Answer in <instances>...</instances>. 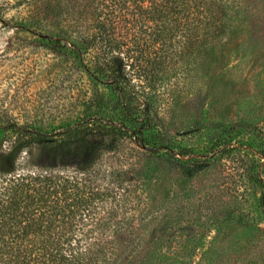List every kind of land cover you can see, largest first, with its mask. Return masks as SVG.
I'll use <instances>...</instances> for the list:
<instances>
[{"label":"rangeland","instance_id":"obj_1","mask_svg":"<svg viewBox=\"0 0 264 264\" xmlns=\"http://www.w3.org/2000/svg\"><path fill=\"white\" fill-rule=\"evenodd\" d=\"M49 1L52 8L54 0H0V149L24 145L26 131L67 140L102 97L96 123L125 132L133 119L153 123L171 149L152 155L127 136L103 155V169L128 171L140 184L131 216L128 206L120 210L136 225L134 235L162 237V249L196 253V261L204 254L203 264H264V0L236 3L222 38L189 61L165 59L149 38L152 54L137 51L125 96L54 46L42 19ZM30 157L23 148L20 174L40 172L24 167Z\"/></svg>","mask_w":264,"mask_h":264},{"label":"trees","instance_id":"obj_2","mask_svg":"<svg viewBox=\"0 0 264 264\" xmlns=\"http://www.w3.org/2000/svg\"><path fill=\"white\" fill-rule=\"evenodd\" d=\"M54 1L52 8L50 1L46 3L41 15L50 24L44 33L64 54L67 51L96 78L107 79L109 88L123 96L127 70L137 51L142 58L152 54L149 45L146 48L149 38L151 48L164 49L165 59L189 61L222 38L236 16L234 5L241 2ZM91 52L96 54L88 61L92 65L85 66ZM161 67L151 70L152 78H158ZM122 98V104L129 105L128 98ZM104 104L98 97L87 108L85 125L69 131L65 141L57 143L26 131L24 145H15L8 153L0 149V264H203L204 254L196 261V253L162 249L168 244L162 237L134 235L136 225L129 217L140 184L128 171L103 169V155L119 149L127 136L139 138V146L152 155L171 149L153 123L133 119L126 132L96 123L94 114ZM97 135L111 139L108 143L93 140ZM23 148L31 155L24 167L40 172L19 173L16 165ZM43 158L49 165L39 164ZM62 166L72 172L55 173ZM125 206L129 217L121 219Z\"/></svg>","mask_w":264,"mask_h":264}]
</instances>
